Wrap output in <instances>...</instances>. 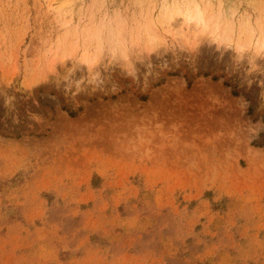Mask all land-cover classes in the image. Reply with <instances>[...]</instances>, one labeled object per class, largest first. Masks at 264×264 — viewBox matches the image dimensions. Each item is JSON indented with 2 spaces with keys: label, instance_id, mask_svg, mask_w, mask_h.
<instances>
[{
  "label": "rangeland",
  "instance_id": "rangeland-1",
  "mask_svg": "<svg viewBox=\"0 0 264 264\" xmlns=\"http://www.w3.org/2000/svg\"><path fill=\"white\" fill-rule=\"evenodd\" d=\"M196 1L0 0V264H264V0Z\"/></svg>",
  "mask_w": 264,
  "mask_h": 264
},
{
  "label": "bare ground",
  "instance_id": "bare-ground-1",
  "mask_svg": "<svg viewBox=\"0 0 264 264\" xmlns=\"http://www.w3.org/2000/svg\"><path fill=\"white\" fill-rule=\"evenodd\" d=\"M202 3L200 1H196V0H181V2L179 3L180 5L173 4L168 9L167 13L165 14L167 25L172 26V24H173V25L177 26V24L181 23L186 28L188 27V28L194 30V33H195V31L197 32V34L200 33L202 35L206 33L205 35L208 34V36H211V40L213 42H215L218 46L219 45L220 46L221 45H229L230 43H232L233 42L232 38L234 36L233 34L235 32V26H234L232 20L224 22L225 24L221 23L220 14H218L217 16L210 14L209 13L208 4L203 5ZM107 20H109V19H107ZM110 20L111 21H109V22H105V20H102L100 24L98 23L99 26L95 29V33H93L91 35H97L98 37H100V35H102V37H104L103 35H105L107 37H105L103 39L104 40L107 39L106 42H108V44L114 45L113 47H115V45L118 43V47H120L119 46L120 45L119 42L120 41L123 42V40H124V39L123 40L120 39L123 36L122 30L120 28H121V24L124 22V20H122L123 22H121L120 21V17H116V16L114 18L112 17ZM98 21H100V20H98ZM152 21H151V23H153ZM147 22H149V21H147ZM147 22L145 23L146 25L148 24ZM139 23H140V21H139ZM152 27L154 28L155 26H153L149 22V24L145 28V33H146V36L148 37V39H147L148 40V44L150 46L152 45V46L156 47V45L159 42V37L157 36L156 32H154L155 29L152 31ZM136 28H137V26H136ZM143 29H144V27H143ZM137 30H139V32H140V29H137ZM139 32H137L136 35L134 34L136 36V40L137 39L139 40L141 38V36H140L141 34ZM245 33H243V34H245ZM194 36H196V35H194ZM100 38H99V40L101 41L102 38L101 39ZM248 38L251 39V37H248ZM103 39H102V41H103ZM138 40L136 42H138ZM87 42H89V41H87ZM122 42H120V43H122ZM235 45H236L238 51L241 52V53H239L240 55H242V51L243 52H244V50L247 51L246 48L249 49L251 47V46L249 47V45H250L249 43H241L240 41L236 42ZM251 45H253V44H251ZM101 46H102V44L100 46H98V45L96 46V47L100 48L99 51H96V52H98V54L95 52L97 54V55L95 54L96 56L94 55L92 57V55H89L88 53H84V55L81 58L82 61L81 60L80 61L83 62V63H87V65L90 64V65H94L95 66V63H97V61H98L97 59H98L100 53L103 50L102 49L103 47L101 48ZM135 46H137V45H135ZM256 47L260 51L263 50V48H264V38L262 40L260 39V40L257 41ZM110 49H112V48H110ZM113 49L115 50V48H113ZM96 50H98V49H96ZM122 52H120V53L122 54ZM123 56L125 58L127 56V53L126 54L124 53V55H121V57H123ZM125 63H127V62H125ZM94 71H95V69H94Z\"/></svg>",
  "mask_w": 264,
  "mask_h": 264
}]
</instances>
